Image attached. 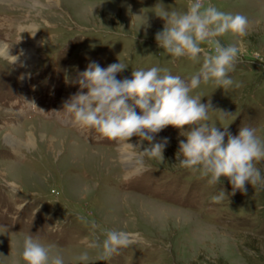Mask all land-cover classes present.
Wrapping results in <instances>:
<instances>
[{"label": "rangeland", "instance_id": "obj_1", "mask_svg": "<svg viewBox=\"0 0 264 264\" xmlns=\"http://www.w3.org/2000/svg\"><path fill=\"white\" fill-rule=\"evenodd\" d=\"M18 1L0 0V42L19 61L0 53V264H26L25 236L55 244L65 264H264V187L233 192L225 177L210 185L180 167L176 152L185 137L173 126L155 134L169 140L164 161L141 159L134 147L143 150L147 141L102 138L63 109L86 91L74 81L91 62L122 63L117 79L154 66L184 80L195 74L199 63L165 53L155 40L165 25L155 12L184 11L189 0ZM205 3L243 14L249 25L243 37L218 38L241 48L229 73L233 85L224 90L209 81L191 95L231 114L218 120L209 113L219 130L235 136L248 126L264 140V0ZM26 47L33 58L25 62ZM256 167L264 173V162ZM222 190L223 200L213 202ZM105 229L129 232L135 243L97 261L90 245ZM83 252L89 259L76 260Z\"/></svg>", "mask_w": 264, "mask_h": 264}, {"label": "clouds", "instance_id": "obj_2", "mask_svg": "<svg viewBox=\"0 0 264 264\" xmlns=\"http://www.w3.org/2000/svg\"><path fill=\"white\" fill-rule=\"evenodd\" d=\"M155 14L165 21L163 30L155 34L158 46L173 57L183 56L199 63V70L184 80L154 66L132 71L131 79H117L116 74L126 68L122 63L102 68L91 62L74 81L86 91H78L65 101L63 109L76 124L94 130L102 138L128 141L136 136L147 141L143 150L134 147L141 159L164 161L162 153L169 140L165 137L158 141L155 134L173 126L185 137L178 141L176 152L180 167L198 173L210 185H218L221 177H225L233 192H246V184L264 187V173L256 167L264 162V140L256 129L242 126L235 136L226 126L224 131L219 130L216 124L209 123V113L216 112L218 120L231 114L213 109L210 102L201 103V96L191 95L201 83L209 81L224 90L233 85L229 73L241 59V48L236 44L225 45L218 38L227 33L247 35V16L221 11L205 0H189L184 11L161 7ZM202 45L209 50L205 51ZM186 125L188 128L184 130ZM224 197L222 190L212 201L218 203ZM87 223L95 229L94 222ZM102 235L103 239L97 237L90 245L99 250L97 261H106L119 249L135 243L132 234L123 230L105 229ZM20 257L26 264H65L55 244H42L32 236L24 237ZM75 259L87 261L88 253L83 252Z\"/></svg>", "mask_w": 264, "mask_h": 264}, {"label": "bare ground", "instance_id": "obj_3", "mask_svg": "<svg viewBox=\"0 0 264 264\" xmlns=\"http://www.w3.org/2000/svg\"><path fill=\"white\" fill-rule=\"evenodd\" d=\"M8 1H10V3H19L20 1H18V0H8ZM4 47H5V43H3V42H0V53L2 54V55H7V57L11 60V61H13V59H14V57H16V56H12L10 53H8V51H6L5 49H4ZM25 53H26V59H25V62L26 61H28L29 59H32L33 58V55H32V49L30 48V47H26V49H25ZM14 62V61H13ZM15 62H19L18 61V59H17V57H16V60H15ZM24 62V63H25ZM26 64V63H25ZM7 136V135H6ZM9 139H10V143H11V145L13 146V147H17V146H20V141H18L16 138H10L9 137ZM125 161H127V160H125ZM128 164V163H127ZM127 164H125V165H127ZM135 172V171H134ZM9 185H11L12 187H15V186H17V184L16 183H14V182H10L9 183Z\"/></svg>", "mask_w": 264, "mask_h": 264}]
</instances>
